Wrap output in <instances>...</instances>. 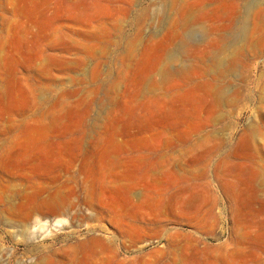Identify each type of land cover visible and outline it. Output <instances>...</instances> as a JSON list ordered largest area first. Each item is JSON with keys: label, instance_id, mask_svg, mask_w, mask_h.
<instances>
[{"label": "rangeland", "instance_id": "1", "mask_svg": "<svg viewBox=\"0 0 264 264\" xmlns=\"http://www.w3.org/2000/svg\"><path fill=\"white\" fill-rule=\"evenodd\" d=\"M0 264H264V0H0Z\"/></svg>", "mask_w": 264, "mask_h": 264}]
</instances>
